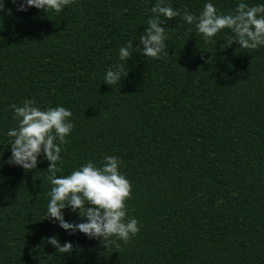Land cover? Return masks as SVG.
<instances>
[{
	"label": "trees",
	"instance_id": "obj_1",
	"mask_svg": "<svg viewBox=\"0 0 264 264\" xmlns=\"http://www.w3.org/2000/svg\"><path fill=\"white\" fill-rule=\"evenodd\" d=\"M205 2L165 0L178 10L161 25L165 50L153 59L133 49L121 61L118 48L136 47L156 0H70L60 12L3 0L0 264H264V47H227V28L205 43L183 20ZM210 2L225 14L240 0ZM116 65L127 74L109 86L103 76ZM26 99L71 110L57 176L119 158L131 185L127 217L139 228L127 243L105 246L45 218L49 162L38 157L32 170L6 162L5 133L16 126L9 106ZM52 237L71 250L59 252Z\"/></svg>",
	"mask_w": 264,
	"mask_h": 264
},
{
	"label": "clouds",
	"instance_id": "obj_2",
	"mask_svg": "<svg viewBox=\"0 0 264 264\" xmlns=\"http://www.w3.org/2000/svg\"><path fill=\"white\" fill-rule=\"evenodd\" d=\"M13 2L18 5L17 11L35 7L44 12H60L70 0ZM3 7V0H0V10ZM151 12L153 15L146 21V27L139 35L136 47H133V41H126L118 48L121 61H128L133 49H139L143 56L153 59L159 58L165 50L168 33L166 27L161 25L176 17L178 10L168 6L165 0H156ZM183 20L194 25L195 31L205 43L211 42L218 32L227 28L233 34L230 39L224 40L227 47L233 42L244 49L264 47V3L250 6L240 0L233 11L221 14L209 0L204 3L198 17L185 10ZM126 74L120 65H116L114 70L110 68L105 71L103 82L109 86L117 85L121 76ZM9 107L16 126L5 133V143L11 153L6 162L24 170L35 169L38 157L49 162L47 171L50 173L49 182L52 187L47 194L49 199L45 218L53 219L69 235L80 232L90 239L101 240L105 246L110 239L113 243L115 240L127 243L139 228L134 217H127L125 201L130 197L131 185L120 171L119 158L105 155L99 166L89 160L70 174L57 176L61 145L66 142L65 138L73 129V123L69 119L71 110L60 105L41 109L34 100L27 99L20 106L13 104ZM2 155L0 152V156ZM65 208L75 212L82 218V222L72 223L65 220L62 211ZM49 242L61 253L69 252L72 247L69 242L60 245L54 237L49 238Z\"/></svg>",
	"mask_w": 264,
	"mask_h": 264
}]
</instances>
